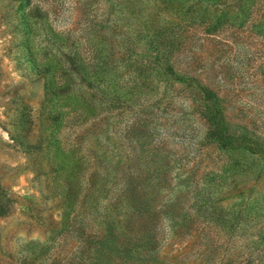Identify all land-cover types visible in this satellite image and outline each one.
Wrapping results in <instances>:
<instances>
[{"label": "trees", "instance_id": "trees-1", "mask_svg": "<svg viewBox=\"0 0 264 264\" xmlns=\"http://www.w3.org/2000/svg\"><path fill=\"white\" fill-rule=\"evenodd\" d=\"M75 1L60 30L30 0L17 9L23 56L64 88L50 108L61 228L27 241L18 264H264V136L231 114L223 77L212 86L176 64L196 49L193 28L247 24L264 41L259 0ZM191 229L202 247L172 262L164 252ZM67 233L65 255L48 254Z\"/></svg>", "mask_w": 264, "mask_h": 264}, {"label": "rangeland", "instance_id": "rangeland-1", "mask_svg": "<svg viewBox=\"0 0 264 264\" xmlns=\"http://www.w3.org/2000/svg\"><path fill=\"white\" fill-rule=\"evenodd\" d=\"M26 1L0 0V264H18L27 241L48 242V237L60 230L63 214L56 178L59 170L49 163L55 153L53 132L56 130L50 108L58 99L54 93L64 88L58 80L47 87L44 73L28 61L29 57L23 56L26 54L25 35L20 26L21 11L17 9ZM61 2L55 5L51 0H30V4L48 10L50 19L55 14L56 20L52 22L58 30L71 27L80 15L75 9V0ZM256 7L259 9L254 17L258 19L264 2L259 0ZM188 33L196 49L183 52L176 64L194 71L200 81L210 85L216 78L223 77L224 81L215 86L219 95L228 100L233 110L231 114L243 115L242 120L251 123L250 128L264 136V128L257 118L258 115L264 118L262 37L254 34L247 24L240 29L231 27L217 32L197 27ZM186 102L187 105L190 100ZM193 115L196 125L204 131V118L197 113ZM65 125L60 127V136L70 135L71 129ZM210 152L215 154L211 147L204 148L200 157L205 158ZM202 169L203 164L197 173ZM62 237L61 245L52 243L55 249L48 250V254L54 256L59 251L56 255L62 257L71 248L68 233L59 238ZM200 238V234L191 229L183 235L179 246L173 242L172 250L164 254L179 263L182 259L181 256L176 258L177 255H189L202 247ZM190 261L192 259L186 260Z\"/></svg>", "mask_w": 264, "mask_h": 264}]
</instances>
